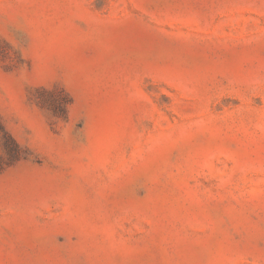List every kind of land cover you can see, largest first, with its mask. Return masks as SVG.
Listing matches in <instances>:
<instances>
[{
	"label": "rangeland",
	"instance_id": "rangeland-1",
	"mask_svg": "<svg viewBox=\"0 0 264 264\" xmlns=\"http://www.w3.org/2000/svg\"><path fill=\"white\" fill-rule=\"evenodd\" d=\"M0 122V264H264V0H0Z\"/></svg>",
	"mask_w": 264,
	"mask_h": 264
},
{
	"label": "trees",
	"instance_id": "trees-1",
	"mask_svg": "<svg viewBox=\"0 0 264 264\" xmlns=\"http://www.w3.org/2000/svg\"><path fill=\"white\" fill-rule=\"evenodd\" d=\"M70 104V98L66 93H63V99L60 101H55L52 110L54 113L57 111H61L65 114V107ZM0 132L2 134L1 138L3 141V146L6 149V153L9 157L10 163L15 162L19 159V145L17 142L12 138V136L4 129L3 125L0 122Z\"/></svg>",
	"mask_w": 264,
	"mask_h": 264
}]
</instances>
